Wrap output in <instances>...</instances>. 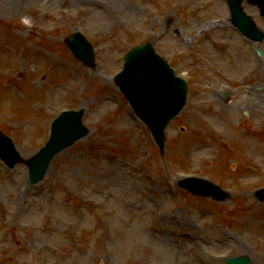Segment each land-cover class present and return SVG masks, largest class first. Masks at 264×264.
<instances>
[{
    "label": "rangeland",
    "instance_id": "rangeland-1",
    "mask_svg": "<svg viewBox=\"0 0 264 264\" xmlns=\"http://www.w3.org/2000/svg\"><path fill=\"white\" fill-rule=\"evenodd\" d=\"M4 1L0 131L23 159L63 108L82 107L88 133L36 184L25 164L0 161V264H226L211 254L264 264V202L253 194L264 187V41L232 26L225 0ZM242 6L264 32L258 8ZM75 30L93 45V66L66 45ZM145 41L188 83L162 153L113 80L123 54ZM188 174L228 197L189 194L176 184Z\"/></svg>",
    "mask_w": 264,
    "mask_h": 264
},
{
    "label": "water",
    "instance_id": "water-1",
    "mask_svg": "<svg viewBox=\"0 0 264 264\" xmlns=\"http://www.w3.org/2000/svg\"><path fill=\"white\" fill-rule=\"evenodd\" d=\"M230 1L234 9V23L249 37L261 39V33L240 10V0ZM251 2L257 3L264 14V0H251ZM67 42L79 58L88 63L92 62L91 48L82 37L75 34L67 39ZM153 61L157 63H153ZM126 64L124 71L117 76V83L132 103L135 111L158 134L161 143L163 128L184 103L185 83L174 77L173 71L168 65L157 58L151 47L147 45L133 48L127 54ZM82 113L81 109L79 112L64 114L59 118L60 122L56 124L48 145L27 161L32 180L40 179L49 159L56 151L85 135L86 129L80 121ZM6 147L11 152L8 161H11V164L15 163L14 161H19L11 145V140L0 134V151ZM208 184L205 191L192 186L190 189L199 194H212L216 199L224 198L225 193L213 185L209 184V187ZM260 197L264 199L263 195ZM231 264H249V261L240 257L237 261H232Z\"/></svg>",
    "mask_w": 264,
    "mask_h": 264
},
{
    "label": "bare ground",
    "instance_id": "bare-ground-1",
    "mask_svg": "<svg viewBox=\"0 0 264 264\" xmlns=\"http://www.w3.org/2000/svg\"><path fill=\"white\" fill-rule=\"evenodd\" d=\"M81 1L84 3V5H90V2H91V0H81ZM50 3L53 4L54 3V0H52ZM79 3H80V0H70V6L79 5ZM4 5H5V7L7 9H9V8L11 9L12 7L13 8H16V7L19 8L18 2L16 4V0H6V1H4ZM20 26H23L24 27L23 24H20ZM258 95H259V97L262 98V102L264 103V92H258ZM160 239L161 240H166V238H165L164 235H162V237ZM219 262L222 263L224 261H219Z\"/></svg>",
    "mask_w": 264,
    "mask_h": 264
}]
</instances>
